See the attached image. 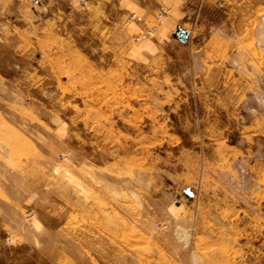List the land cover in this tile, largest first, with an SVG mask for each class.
Returning a JSON list of instances; mask_svg holds the SVG:
<instances>
[{
    "label": "rangeland",
    "instance_id": "1",
    "mask_svg": "<svg viewBox=\"0 0 264 264\" xmlns=\"http://www.w3.org/2000/svg\"><path fill=\"white\" fill-rule=\"evenodd\" d=\"M75 39L0 53V264H174L167 207L199 145L176 144L165 91L191 82Z\"/></svg>",
    "mask_w": 264,
    "mask_h": 264
},
{
    "label": "crops",
    "instance_id": "2",
    "mask_svg": "<svg viewBox=\"0 0 264 264\" xmlns=\"http://www.w3.org/2000/svg\"><path fill=\"white\" fill-rule=\"evenodd\" d=\"M87 35L191 82L165 91L176 144L199 145L167 207L174 264H264V0H0L2 54Z\"/></svg>",
    "mask_w": 264,
    "mask_h": 264
},
{
    "label": "built area",
    "instance_id": "3",
    "mask_svg": "<svg viewBox=\"0 0 264 264\" xmlns=\"http://www.w3.org/2000/svg\"><path fill=\"white\" fill-rule=\"evenodd\" d=\"M155 30H156V28L152 27V28H150V29H148L146 31H141L140 33H138L136 35L135 40H140V39H142L144 37H148L150 35H153L155 33Z\"/></svg>",
    "mask_w": 264,
    "mask_h": 264
},
{
    "label": "water",
    "instance_id": "4",
    "mask_svg": "<svg viewBox=\"0 0 264 264\" xmlns=\"http://www.w3.org/2000/svg\"><path fill=\"white\" fill-rule=\"evenodd\" d=\"M176 35L181 42H185L187 38V31L178 29Z\"/></svg>",
    "mask_w": 264,
    "mask_h": 264
}]
</instances>
